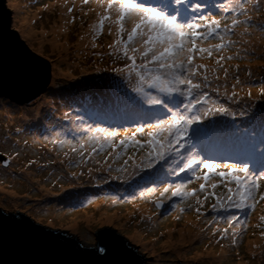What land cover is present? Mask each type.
Masks as SVG:
<instances>
[{
    "label": "rangeland",
    "instance_id": "obj_1",
    "mask_svg": "<svg viewBox=\"0 0 264 264\" xmlns=\"http://www.w3.org/2000/svg\"><path fill=\"white\" fill-rule=\"evenodd\" d=\"M16 1L20 7L16 6ZM61 1L65 2V0H12L15 27L30 48L50 59V65L54 69L50 84L55 86L49 93H43L29 103L12 99L0 103V154L10 158L8 166H4L0 161V169L14 170L12 173L14 175L16 172L31 170L34 166L48 175V180L43 181L37 174H32L39 190L25 175L0 177V182L5 181L0 183V207L97 229L110 227L137 246L139 252L149 258L151 264H264V236L261 235L264 232V222L259 220V217L264 215V200L259 199L260 195L264 194V180L261 181V186L256 192L255 210L246 207L228 209L227 212L213 211L210 205L215 203V200L210 198L201 207L203 215L198 220L195 212V197L182 200L180 197H173L170 191L161 195L168 183H180L185 179L186 173H180L179 179L172 175L166 177L163 183L153 184L147 178L146 181L141 180V176L145 174L148 177L157 175L151 169H145L140 175L133 174L131 178L128 174L117 171L129 156L138 162L139 156L143 154L142 150L130 146L126 154L122 152L121 157L116 160L109 158L107 163L105 157L110 149L93 153L91 157H88L85 152V159L81 163L78 154L70 153L67 157L64 155V152L69 151L67 146H54L50 143L52 139H67L75 144L79 134L77 133L74 137L71 132L79 126L78 116L83 117L87 124L91 123L93 126L99 121L98 118H102L114 121L113 128L135 129L134 121L126 118L122 108H117L115 98L108 94L109 89L103 85L107 82L106 78H112L114 75L109 71L113 67V58L107 53L108 45L115 39V26H113V34H109L106 24L94 41L96 47L92 48L90 25L95 23L91 21L95 14L92 13L93 16L90 10L97 5L95 0H89L88 4H83L82 0H67L63 11L60 9L63 7ZM261 4V8L256 9L252 15L254 16L252 26L256 28L254 34L257 35L248 31L249 34L243 37V40L249 38L253 44L263 39V37L260 38L261 34L264 36V31H261L257 25L259 22H264V0H261ZM68 7L72 8L71 13L67 12ZM19 11L21 14L18 15ZM60 12L66 14L63 20ZM22 16L27 19L21 20ZM56 24L60 29H56ZM247 26L249 25L238 27L237 35L231 38L241 39L238 34ZM28 27L34 33L31 34L32 36L26 31ZM56 38H59L60 49H54L51 46ZM84 40L89 43L87 47L82 43ZM214 41L219 42L210 39L205 44L208 46ZM258 45L260 49L256 53L260 57L256 65H260L258 72L261 79L256 84L251 81L242 85L244 90L240 94L243 97L248 89H251L255 96L261 87H264V41ZM237 46L241 47L239 50L241 57L244 56L238 59L241 68L240 77L244 76L247 80L248 69L244 64L248 56L243 50L245 45ZM235 52L236 49L233 47L226 54L231 55ZM204 61L215 63V60L211 58ZM226 63L236 65L233 60ZM116 66L123 67L124 60L121 59ZM80 87L84 89L82 96L90 94L92 97L78 100L81 96L78 92L81 90ZM45 101H52V103ZM262 103L264 101L256 105L260 106ZM86 108H94V110L86 111ZM195 127L196 125H193V128ZM64 128L70 130L69 134L56 137V132ZM16 129L21 130L19 134ZM137 138L143 139L140 136ZM24 141H27V144ZM224 141L222 138L219 148L225 144L226 141ZM227 153L225 155L218 153V156H225L227 161H233V154ZM29 161L34 163L29 164ZM109 165H111V171H109ZM163 167L169 172L175 168V162L169 161ZM253 168V172H258L260 165L257 163ZM132 172L133 169L129 167L128 173ZM24 173L27 176L30 174ZM118 175L122 178L115 182V177ZM109 181L112 184L108 183ZM215 182L218 183V180ZM93 183L96 185H92ZM199 183L193 180L186 187L189 190H198ZM90 184L94 190L88 189L80 194L81 199L85 201L83 205L63 207L53 200L47 204L38 205V203H44L48 196H58L64 187L68 190H77L74 187L79 188ZM97 185L101 187H95ZM117 186L119 189L116 192L111 191ZM232 186L235 187V185ZM145 187L153 188L155 191L146 192L144 197H140V191ZM224 191L222 186L216 189L217 195ZM197 194L201 199L204 198L203 193L197 192ZM156 201L162 202L161 207L155 206ZM177 204L179 208L175 207ZM165 205L168 207L165 208ZM189 205L193 207L189 209ZM162 208L165 209L161 212ZM180 208L185 210L180 211ZM246 209L251 212L248 215H242L241 213ZM228 214H234L241 222H247L241 223L243 233L238 237V243L235 245L230 238L220 239L219 231H214L228 227L226 221L221 219V216Z\"/></svg>",
    "mask_w": 264,
    "mask_h": 264
},
{
    "label": "snow or ice",
    "instance_id": "obj_2",
    "mask_svg": "<svg viewBox=\"0 0 264 264\" xmlns=\"http://www.w3.org/2000/svg\"><path fill=\"white\" fill-rule=\"evenodd\" d=\"M82 3L88 4L89 0H82ZM95 3L101 11L97 13L98 22L90 25L91 47H96L94 41L106 24L109 34H113L115 26V39L108 45L107 53L113 58V67L109 71L114 75L107 87L117 108H122L126 118L135 122V129L93 126L78 116L79 126L71 132L74 137L79 134L75 144L67 139H52L50 143L67 146L69 151L64 155L78 154L81 163L85 152L91 157L93 153L110 149L105 157L107 163L109 158L116 160L133 146L143 152L138 162L129 156L117 169L129 178L133 174L140 175L145 169L159 175L164 171V165L175 162V168L168 174L178 179L180 173L187 175L180 183H168L161 195L170 191L173 197L182 200L195 197L198 220L203 215L201 207L210 198L215 200L210 205L213 211L227 212L228 209L246 207L255 210L256 192L264 180V103L257 106L255 101H264V87L255 96L248 89L245 97H241L246 81L240 77V65H227L226 62L243 57L239 50L236 55L226 53L237 45L250 44L243 40L249 34L247 28L239 32L241 39L231 37L237 35L236 29L241 25L252 26L249 13L261 8V0L251 6H247L248 0H227L218 5H205L194 0H159L158 3H151V0H95ZM209 8L222 15L209 12ZM67 12L71 13L72 8L68 7ZM258 27L264 31V22ZM210 39L219 43L204 46ZM243 50L247 52L248 48ZM209 58L215 60L214 65L198 62ZM121 59L124 66L117 67ZM251 75L249 70L247 76L250 78ZM210 88L216 93L215 97L210 94ZM218 117L233 118L228 124L233 144L230 151L237 157L235 161L218 160L212 154L221 151L214 146L218 143L210 135V129L216 124L214 118ZM241 117L245 118L242 123L247 127L242 128L236 123ZM20 131L16 129L17 134ZM69 132L64 128L55 135L60 137ZM32 163L34 161H29ZM257 163L259 171L253 172L251 165ZM129 167L133 169L132 173H128ZM146 178L157 183L147 174L141 176V179ZM193 180L200 182L198 190L187 189L186 185ZM218 186L225 190L219 195L216 193ZM154 191L145 187L140 191V197ZM197 192L203 193L204 198L201 199ZM259 199L264 200V194ZM161 203L156 201L155 206L159 208ZM188 207L191 209L193 205ZM184 210L180 208V211ZM221 219L228 227L214 231H219L220 239L230 238L233 245L237 244L243 233L240 225L247 222H241L234 214L221 216ZM259 220L264 222V215ZM261 235L264 236V232Z\"/></svg>",
    "mask_w": 264,
    "mask_h": 264
},
{
    "label": "water",
    "instance_id": "obj_3",
    "mask_svg": "<svg viewBox=\"0 0 264 264\" xmlns=\"http://www.w3.org/2000/svg\"><path fill=\"white\" fill-rule=\"evenodd\" d=\"M53 70L16 29L12 0H0V103L32 102L48 89ZM0 161L8 166L10 158L0 154ZM28 214L0 207V264H151L115 229Z\"/></svg>",
    "mask_w": 264,
    "mask_h": 264
},
{
    "label": "trees",
    "instance_id": "obj_4",
    "mask_svg": "<svg viewBox=\"0 0 264 264\" xmlns=\"http://www.w3.org/2000/svg\"><path fill=\"white\" fill-rule=\"evenodd\" d=\"M156 0H151V3H156L155 2ZM200 1H202V0H194V2H200ZM225 2H227V0H208V1H202L201 3L202 4H205V5H213V4H216V5H218V4H220V3H225ZM255 0H248V5L247 6H251V5H253V4H255V3H257V2H255ZM261 6H262V4H261ZM208 11L209 12H211V13H213V14H216V15H222V13H219V12H217L214 8H209L208 9ZM255 13V10H253V11H250V13H249V15L251 16V17H254V16H252L253 14ZM240 19H243V17H240ZM264 20V19H263ZM228 23H230V19H229V21H228ZM260 24V22L257 24V25H259ZM245 28H247L248 29V31H251V33L252 34H254L256 31H255V27L254 26H247V27H245ZM250 33V34H251ZM259 35H260V33L259 32H257ZM254 35H257V34H254ZM263 37V39L262 40H257V41H255L254 42V44L251 42V41H249L250 39L249 38H245L244 40H246V41H249L250 42V44H248V45H245L244 46V48L245 47H247L248 48V51L247 52H245L246 54H247V56H248V58L245 60V66L247 67V69H248V72H249V70L251 71V73H252V75H251V77L249 78L248 76H247V80L246 79H244V76H242V80H244V81H246L245 82V84L247 83H249V82H251V81H253V83L254 84H256V82L257 81H259L260 82V79H261V75L259 74V72H258V68H260V65H256V61L258 60V57H260V55H258V53H256V51L258 50V49H260L259 48V43L260 42H262V41H264V36H263V34H261V37L260 38H262ZM206 43V42H205ZM204 43V46H206V44ZM216 43H219V42H216V41H214V43H211V44H216ZM235 49H236V52L234 53V54H231V55H236V53H237V51L238 50H240L241 49V47L240 46H237V47H235ZM240 53V52H239ZM242 57H244L243 55H242ZM246 57V56H245ZM199 63H204V64H208L209 66H212V65H214L215 63H213V62H209V63H207L206 61H204V60H200V61H198ZM233 62H235L236 63V65L238 64V65H240V61L238 60V59H234L233 60ZM228 65V64H227ZM231 65H234V64H231ZM263 65V64H262ZM220 75L222 76L223 74L222 73H220ZM240 76H241V74H240ZM107 79V82H105L103 85L104 86H107L108 84H109V82H110V80H111V78H106ZM55 85H53V84H50L49 85V87H48V89L44 92V94L45 93H49L50 92V89H52L53 87H54ZM92 86H95V85H92ZM107 89H108V87H106ZM54 89V88H53ZM79 89H81V90H78V92H79V94L81 95L80 97H78L79 99L78 100H80L81 98H84V99H90L92 96L90 95V94H87V95H85V96H82V95H84V93H83V91H84V89H82L81 87L79 88ZM211 89V88H210ZM209 89V92L211 91V95L213 96V97H215L216 96V93H214V92H212V90H210ZM222 91H223V89H221ZM55 91V90H54ZM240 96L241 97H243V95L242 94H240ZM260 102H262V101H260L259 99L258 100H256L255 101V103H260ZM215 120H216V124H215V126L213 127V128H211V132H210V135H211V137L213 138V139H215L216 141L217 140H220L221 138H223V140H225L224 142H225V144H223L222 146H221V151H219V152H215V153H212L213 155H215L216 157H217V159L218 160H221V159H223V160H225V162H228L227 161V157H221V158H218V157H220V156H218V153H221V154H228L227 152H231L230 151V149L233 147V144H232V140H231V138H230V135H229V133H230V126H229V124H228V122L229 121H231L233 118L232 117H218V118H214ZM245 118H243V117H241V118H237L236 119V123L237 124H239L242 128H244V127H247V125L246 124H244V123H242V121L244 120ZM98 120L99 121H97V123H96V125L95 126H103V127H108V128H113V126H112V124H114L113 122L114 121H107L106 119H102V118H98ZM61 121H62V119H61ZM133 123H135V122H133ZM91 124V123H90ZM220 137V138H219ZM231 155H232V152H231ZM235 155H233V159L235 160V158L236 157H234ZM231 158V159H232ZM233 160V161H234ZM256 166V164H253V165H251V168H253V167H255ZM3 169V168H2ZM17 170H19L18 168H17ZM16 171V170H15ZM20 171V170H19ZM31 171V172H30ZM253 171H255V168H253ZM24 172H29L30 174H28L29 176H27ZM4 173H5V175H4ZM12 173H14V170H10V169H8V170H6V169H3V170H1L0 169V177H7V176H17V177H23V175H25L30 181H31V183L32 184H35L34 186H35V188H37V190H39L38 188H39V186L37 185V183H35L34 182V180H33V173H35V174H37V176L39 177V178H41L43 181H47L48 180V178H47V173L45 172V171H43L42 169L40 170V169H38V168H36V167H31V170H24V171H22V173H20V172H16L14 175H12ZM145 173H149V172H145ZM144 176H146V174L144 175ZM148 176V175H147ZM172 175H169L168 174V172L166 171V169H164V172L161 174V175H150L149 177H151V178H155L156 180H157V182H161V181H164L165 180V178L166 177H171ZM32 179H30V178ZM3 180V179H2ZM116 180L117 179H115V182H116ZM138 180H140V178H138ZM141 180H144V181H146V179H141ZM3 182H5L4 180L3 181H1L0 183H3ZM8 183V182H7ZM108 183H110V184H112L110 181L108 182ZM10 184V183H9ZM92 185H96V184H92ZM95 187H101V185H97V186H95ZM74 189H77V190H68V188H63V190H62V194L60 193L58 196H48L45 200H44V203H38V205L39 204H47L49 201H51V200H53V201H57V202H59L60 203V205H62L63 207L65 206V207H67V206H70V205H74L73 207H76V206H80V205H83L84 203H85V201H83L82 199H81V196H80V194L81 193H84L86 190H88V189H90L91 191H93L94 189L91 187V184L90 185H83V186H81V187H74ZM93 189V190H92ZM119 188H118V186H117V188H113V190H111V191H114V192H116L117 190H118ZM69 191V193H67ZM39 192V191H38ZM64 192V193H63ZM71 192V193H70ZM96 193V192H95ZM127 194L128 193H130V192H126ZM74 203V204H73ZM100 205H102V204H100ZM40 206V205H39ZM104 206V205H103ZM166 207H168L167 205H165V208ZM165 208H162V209H160V211L161 210H163V209H165ZM23 212V211H22ZM162 212V211H161ZM251 211H249V210H243V212L241 213L242 215H248L249 213H250ZM26 213V212H25ZM26 214H28V213H26ZM29 215V214H28Z\"/></svg>",
    "mask_w": 264,
    "mask_h": 264
},
{
    "label": "bare ground",
    "instance_id": "obj_5",
    "mask_svg": "<svg viewBox=\"0 0 264 264\" xmlns=\"http://www.w3.org/2000/svg\"><path fill=\"white\" fill-rule=\"evenodd\" d=\"M156 3H158V1L156 0L155 1ZM61 3H63V7H61L60 9H61V11H63V10H65V8H66V4H65V2L64 1H61ZM16 6L17 7H20V4L16 1ZM101 11V9L97 6V5H94L93 6V8L90 10V12H91V14L92 13H94L95 14V17H93L92 18V20L91 21H95V23H96V19L98 18L97 17V13L98 12H100ZM23 13V12H22ZM19 14H21V11H19L18 12V15ZM93 15V14H92ZM55 16H56V14H55ZM66 16V14L65 13H63V12H60V17H61V19L63 20V18ZM94 16V15H93ZM27 19V17H25V16H22V19L21 20H23V21H25ZM60 29V27H59V25L58 24H56V29ZM26 31L28 32V33H30V36H32L31 34H34L33 33V31H32V29L31 28H27L26 29ZM59 33H61V32H59ZM60 39H61V37H60ZM58 41H59V38H56V40L55 41H53L51 44V46L52 47H54V49L56 48V49H60L59 47H60V44L58 43ZM83 44H86V45H88L89 43L87 42V41H83L82 42ZM53 49V50H54ZM108 94H110V92H108ZM111 95V94H110ZM220 138V137H219ZM220 141H222V138L220 139V140H217V143H218V145H214L215 147H219V144H220ZM218 158H221V157H218ZM147 210H149V209H147ZM146 210V211H147Z\"/></svg>",
    "mask_w": 264,
    "mask_h": 264
}]
</instances>
